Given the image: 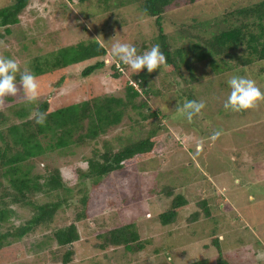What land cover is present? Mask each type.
<instances>
[{
    "label": "rangeland",
    "instance_id": "obj_1",
    "mask_svg": "<svg viewBox=\"0 0 264 264\" xmlns=\"http://www.w3.org/2000/svg\"><path fill=\"white\" fill-rule=\"evenodd\" d=\"M258 1L261 0H175L163 18L165 31L174 47L187 50L197 40L193 34L204 33L202 24L214 22V16L226 6H246ZM12 2L0 0V9ZM112 4L111 9L104 10L94 0H32L19 24L12 27V33L5 35L6 40H0V54L16 58L22 70L33 73V57L43 58L47 54L55 57L62 47L100 36L108 48L106 67L92 76H83L82 70L96 61L92 58L36 76L40 97L50 95L52 110L56 102L87 99L89 91L124 95L123 79L112 75V63L122 70L121 61L111 55L112 43L117 40L130 43L142 54L157 45L159 31L155 17L143 13L137 1L117 6L118 0H114ZM182 26L191 34L184 33ZM0 32L4 34V27H0ZM186 57L189 65L181 63L180 73H169L162 67L149 78L152 88L162 94L153 95L148 110L160 108L168 114L165 117L159 113L163 128L157 132L160 140L152 158L112 172L97 185L90 181L79 184L76 168L88 166V157L94 146L102 147V140L88 139L87 143L73 145L65 152L59 148L49 149L36 160L33 174L46 173L48 164L62 169L68 181L66 186L71 187L69 198H80L83 195L80 188H88L86 217L78 221L81 238L74 244L76 255L69 264H190L201 259L218 264L220 256L221 264H264V102L255 109L241 112L226 111L223 107L230 92L227 80L233 75L254 80L264 91V59L252 66L235 67L218 56L203 59L188 51ZM59 81L60 84L54 86ZM190 97L206 103L202 115L194 117L192 123L176 112L178 104L182 105ZM24 102L22 93L8 96L0 109L12 114L8 108L14 104L29 105ZM35 111L33 108L31 115ZM130 115L132 118L126 116L103 136L117 139L119 135L130 134L129 124L141 117L134 111ZM20 120L15 118L7 124ZM148 122L145 129L154 121L148 119ZM217 131L221 135L213 139ZM166 186L174 188L171 195L164 191ZM180 193L185 194L188 204L180 209L176 222L162 224L159 214L169 209L173 198ZM205 198L210 216L200 204ZM39 199L40 203L51 201L56 199V193L44 194ZM77 204L84 207L80 202ZM12 208L16 214L10 224H24L33 215L31 207L14 204ZM78 210L76 206L63 205L50 226H42L15 243L14 246L23 250L19 252L20 258L12 263L64 264L56 255L61 257L65 248L58 247L54 241H48L38 253L30 247L68 225ZM197 211L199 218L190 221ZM128 223L138 227L144 249L130 253L123 247L105 250L95 247L100 233ZM0 264L11 263L7 257Z\"/></svg>",
    "mask_w": 264,
    "mask_h": 264
},
{
    "label": "trees",
    "instance_id": "obj_2",
    "mask_svg": "<svg viewBox=\"0 0 264 264\" xmlns=\"http://www.w3.org/2000/svg\"><path fill=\"white\" fill-rule=\"evenodd\" d=\"M129 1L132 0H118L117 6L125 5ZM134 1L140 3L143 13L156 19L159 31L157 45L160 46L167 61L162 67H166L169 73H178V71L180 73V65L183 62L189 65L186 57L188 51H193L194 55L203 59L209 56L221 57L233 63L235 67L252 66L264 59V0L246 6L228 8L226 6L214 16V22H209L208 25L202 24L204 33L193 34L197 40L187 50L184 47L173 46L163 23L166 9L175 0ZM195 1L190 0V2ZM94 2L104 10H108L111 9L114 0H94ZM31 3L32 0H13L11 5L0 9V27H4V34L0 32V40L2 38L6 40L5 35L12 33V27L19 24L21 15ZM63 11L65 12V9ZM181 28L184 33L191 34L184 26ZM55 55V57L48 54L43 58L40 55L33 57V73L40 76L70 64L95 58V62L88 64L82 70V75L89 77L106 67L105 57L108 55V48L106 46L100 48L96 40L91 39L62 47ZM212 63L214 64V61ZM120 64L122 70L115 62L112 63L111 70L113 77L123 79L124 95H103L89 91L87 99L72 103L58 101L59 103L56 102L52 110L51 100L48 97L50 95H48L39 97L35 103L29 105L10 106L8 109L12 114L6 113V109H0V139L2 140L0 178H3L0 180V261L8 257L9 263L14 264L12 262L20 258L19 252L23 250L22 247L17 248L14 244L21 242L24 236L38 228L50 226L63 205L79 208L75 219L68 225L54 230L52 234H47L44 240L30 249L38 253L43 251L48 241H54L58 247L65 248L61 257L56 255L64 264L71 263L76 255L74 244L81 238L78 221L86 217L88 188L87 186L80 188L83 193L80 198H69L71 187L66 186L68 181L60 167H50L49 164H45L48 168L46 173L33 174L36 160L41 159L45 151L59 148L65 152L73 145L87 143L88 139L102 140V147L94 146L92 155L88 157V166L76 168V179H79V184L82 185L87 184L88 181L97 185L104 176L153 157L160 140L157 132L163 128V120L159 113L161 112L165 117H168V114L160 108L158 111L148 109L153 95H161L162 92L152 88L149 78L153 73H149L146 68L139 73H133L129 66L122 62ZM193 80L197 79L193 78ZM58 84L60 81L54 86ZM185 93L194 95L193 92ZM33 108L36 110L35 113L46 114V122L43 125L35 122L34 115H31ZM131 111L141 117L135 118L134 124H129L130 134L119 135L117 139L116 137L108 139L103 136L122 123L126 116L131 117ZM15 118L21 120L7 124ZM148 119L154 122L151 127L145 129L149 124ZM136 125L138 128L135 127ZM173 189L172 186H166L164 191L171 195ZM55 193L56 199L40 203L39 198L42 195ZM78 202L84 207H79ZM188 202L184 193L176 195L169 209L160 213L158 219L164 225L176 222L180 209ZM14 204L33 209V215L26 223L17 226L10 224V219L16 214V210L12 208ZM200 204L205 213L210 216L208 199L201 200ZM199 216L200 212H194L189 220H197ZM98 238L100 241L95 244V247L101 250L114 246L123 247L126 252L136 253L145 247L139 229L134 223L109 228L100 233ZM215 243L218 245L216 239ZM221 259L220 256L218 264H221ZM190 264H211V262L209 259H201Z\"/></svg>",
    "mask_w": 264,
    "mask_h": 264
},
{
    "label": "clouds",
    "instance_id": "obj_3",
    "mask_svg": "<svg viewBox=\"0 0 264 264\" xmlns=\"http://www.w3.org/2000/svg\"><path fill=\"white\" fill-rule=\"evenodd\" d=\"M88 27L91 28V25ZM94 39L100 48L105 47L100 36ZM111 55L118 58L124 65L129 66L133 73H139L145 68L149 73H152L161 69L167 62L159 45H153L142 54H138L135 46L117 40L111 45ZM17 75H19V83H17ZM227 84L230 92L223 103L226 111L241 112L255 109L260 102H264V91L257 86L254 80L246 76L233 75L227 80ZM39 89L40 85L34 73L27 69L22 70L16 58L0 54V107H3L6 97H15L21 93L26 103H35L40 97ZM205 107L206 103L203 100L185 99L182 105L178 104L176 112L179 117L192 123L194 117L202 115ZM34 118L39 125L46 122L45 113H35ZM220 135L219 131L213 133V139Z\"/></svg>",
    "mask_w": 264,
    "mask_h": 264
}]
</instances>
